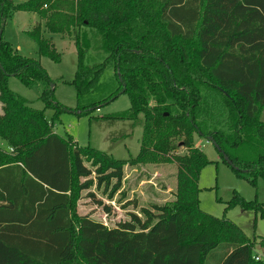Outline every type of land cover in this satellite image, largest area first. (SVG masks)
Masks as SVG:
<instances>
[{"label":"trees","instance_id":"trees-1","mask_svg":"<svg viewBox=\"0 0 264 264\" xmlns=\"http://www.w3.org/2000/svg\"><path fill=\"white\" fill-rule=\"evenodd\" d=\"M13 12L38 15L28 34L42 57L60 60L44 29L75 39L79 97L103 72V64H85L92 36L98 40L120 84L109 100L127 94L131 101L128 112L108 118L143 128L136 159L81 148L9 89L18 78L43 88L46 108L60 107L40 63L4 41ZM0 104L7 147H0V264H264L238 226L200 209V173L209 162L194 142L212 139L236 174L253 185L264 180V0H0ZM177 139L187 154H174ZM154 156L178 169L173 202L143 208L142 217L131 214L116 227L78 215L83 191L96 185L113 198L123 167ZM235 205L263 213L239 196Z\"/></svg>","mask_w":264,"mask_h":264},{"label":"rangeland","instance_id":"rangeland-1","mask_svg":"<svg viewBox=\"0 0 264 264\" xmlns=\"http://www.w3.org/2000/svg\"><path fill=\"white\" fill-rule=\"evenodd\" d=\"M21 2L23 1H15L14 4ZM37 23V14L13 12L5 24L4 41L22 57L40 63L50 77L53 99L60 107L46 108L41 99L43 88H28L18 78L9 79V89L29 101L33 109L43 111L58 135L72 137L81 148L96 149L120 161L136 159L140 152L143 128L133 127L128 120L108 118L128 112L131 101L127 94L109 100L118 91L120 84L114 66L106 64V55L97 51L98 40L92 36V48L86 54L85 64H103V72L95 87L79 97L72 84L78 65L75 39L50 34L44 29L43 37L52 42L60 60L42 57L37 41L28 34ZM93 104H98L99 109L91 108ZM1 108L0 104V113ZM84 108L90 109L84 114ZM181 141L176 140V155H185L188 152L179 145ZM194 142L209 162L200 173V209L214 218L226 219L238 226L254 243V253L262 257L264 262V247L260 245L261 238H264V180L259 178L256 185H253L247 176L233 171L211 142L196 136ZM0 147L7 149L1 141ZM83 160L92 171L96 170L93 161L87 158ZM123 171L121 188L113 198H109L110 189L104 191L103 187L98 189L96 185L83 191L77 202L78 215H88L108 227H116L121 222L129 221L131 214L142 217L140 211L143 208L167 205L175 200L178 186V169L175 164L154 156L146 164H127ZM95 177L93 174L92 178ZM236 196L247 202L261 204L263 213L244 211L239 205L231 206Z\"/></svg>","mask_w":264,"mask_h":264},{"label":"water","instance_id":"water-1","mask_svg":"<svg viewBox=\"0 0 264 264\" xmlns=\"http://www.w3.org/2000/svg\"><path fill=\"white\" fill-rule=\"evenodd\" d=\"M208 141L211 142V143L214 145V147L218 150V152L220 151L218 145H217L212 139H208ZM222 155H223V158H224V160L226 161V163H227L231 168H233L234 166H233L232 162L230 161V159L228 158V156H227L226 154H224V153H222Z\"/></svg>","mask_w":264,"mask_h":264},{"label":"built area","instance_id":"built-area-1","mask_svg":"<svg viewBox=\"0 0 264 264\" xmlns=\"http://www.w3.org/2000/svg\"><path fill=\"white\" fill-rule=\"evenodd\" d=\"M4 145V144H3ZM1 148H3V147H1ZM10 152H12V150L10 149ZM256 261H261L262 260V257H260V256H257L256 258Z\"/></svg>","mask_w":264,"mask_h":264},{"label":"crops","instance_id":"crops-1","mask_svg":"<svg viewBox=\"0 0 264 264\" xmlns=\"http://www.w3.org/2000/svg\"><path fill=\"white\" fill-rule=\"evenodd\" d=\"M1 113H2V110H1ZM1 113H0V114H1ZM257 255H258V254H257Z\"/></svg>","mask_w":264,"mask_h":264}]
</instances>
